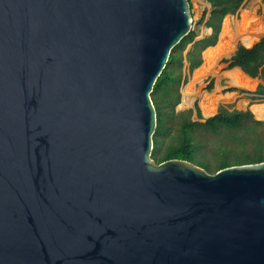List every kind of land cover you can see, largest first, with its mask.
Here are the masks:
<instances>
[{"label":"water","instance_id":"obj_1","mask_svg":"<svg viewBox=\"0 0 264 264\" xmlns=\"http://www.w3.org/2000/svg\"><path fill=\"white\" fill-rule=\"evenodd\" d=\"M193 28L190 0H0V264H264V160L153 156Z\"/></svg>","mask_w":264,"mask_h":264},{"label":"trees","instance_id":"obj_2","mask_svg":"<svg viewBox=\"0 0 264 264\" xmlns=\"http://www.w3.org/2000/svg\"><path fill=\"white\" fill-rule=\"evenodd\" d=\"M207 1L211 3L210 13L207 14L209 9H206L201 20L206 21L211 31L197 38L199 33L193 28L172 50L167 66L154 86L153 99L157 108L158 125L154 134L153 156L159 162L170 158L187 159L211 171L212 165L203 159L204 152H201L202 145L198 141L197 128L205 127L213 132H220L227 128L249 129L254 128L255 125L247 123L248 117L254 118L251 109L230 110L227 106L220 105L215 114L204 117L198 102H195V108L176 110L181 101V83L186 82L189 74L202 65L203 52L219 41L224 18L228 14L237 13L245 2V0ZM190 2L193 7L192 0ZM223 60L229 62L230 67L239 66L251 77L264 80V35L251 46L239 43L234 53ZM227 90H236V88L230 87ZM255 92L264 95V84H259ZM195 110L198 117L204 118V121L193 119ZM175 117L179 119L173 123ZM255 121L264 124L263 120L255 119ZM236 136L237 134L231 135L232 139ZM217 156L214 171L232 164L264 160V153L259 148L247 152L242 149L232 150L229 145L227 148L220 147Z\"/></svg>","mask_w":264,"mask_h":264},{"label":"rangeland","instance_id":"obj_3","mask_svg":"<svg viewBox=\"0 0 264 264\" xmlns=\"http://www.w3.org/2000/svg\"><path fill=\"white\" fill-rule=\"evenodd\" d=\"M192 5L194 28L199 33L197 38H200L210 32L209 27L206 25V21L201 19L206 9H209L207 14L210 13L211 5L207 0H192ZM227 20L231 22L228 26L229 29L225 37L226 39L222 40L221 34ZM222 31L217 44L208 47L203 52L204 61L202 65L189 74L186 82L183 81L181 83V101L177 105L176 110L181 111L195 108V102H198L203 116L208 117L215 114L220 105H225L230 110L251 109L255 119L264 121V118L258 117L253 110L254 104L264 103V95H259L255 92L259 84H264V80L258 77H251L250 75L249 78L242 76L245 78V80L242 78L243 82L245 81L244 84L235 85L230 81V72L235 69L236 66L230 67V63L223 60L224 58H229L234 53L239 43L251 46L264 35V0H245L244 5L237 13L228 14L224 18ZM207 51L211 55L210 60H206L205 55ZM203 65L207 69L205 72L200 70ZM211 84L212 87L209 88ZM188 86L191 87L192 92L190 94L193 93V98L187 105H181L183 102L184 89L186 90ZM230 87H234L236 90H227ZM205 91L207 93H205ZM208 93L209 95L213 93L216 95L219 94L221 97L216 110L210 115L205 114L202 106V97L208 95ZM254 118H247V123L249 125H255L254 128L249 129L227 128L222 129L220 132H213L205 127L197 128L198 141L202 145L201 152H204L203 159L210 162L213 169L211 170L212 172L215 170V161L216 157H218L217 152L220 147L227 148L229 145L232 150L242 149L247 152H253L259 148L264 153V124L257 123ZM178 119L179 118L175 117L172 122L176 123ZM193 119L205 120L204 118L201 119L198 117L196 110L194 111ZM232 134H237L236 138L232 139Z\"/></svg>","mask_w":264,"mask_h":264},{"label":"bare ground","instance_id":"obj_4","mask_svg":"<svg viewBox=\"0 0 264 264\" xmlns=\"http://www.w3.org/2000/svg\"><path fill=\"white\" fill-rule=\"evenodd\" d=\"M245 12V11H244ZM230 22L229 20L226 21L224 27H223V31H222V34H221V38L222 40H225L226 36H227V33H228V26L230 25ZM256 22V21H255ZM234 23V22H233ZM253 24V23H252ZM258 24V23H257ZM254 25V24H253ZM253 27V26H252ZM231 28V27H230ZM263 30V29H262ZM232 32V31H231ZM230 32V33H231ZM238 32V31H237ZM241 33V32H240ZM232 35V34H231ZM228 38V37H227ZM220 47V46H219ZM225 49V48H224ZM217 53V52H216ZM214 54V53H213ZM206 56V60H210L211 59V55L208 53L207 51V54L205 55ZM210 62V61H209ZM205 65V64H204ZM204 65L201 67L200 70H202L203 72H205L207 69L206 67H204ZM228 75V74H227ZM229 76V75H228ZM245 78L248 77L249 78V75L247 73H245L239 66H236L235 69H233L231 72H230V77H231V80L233 84L235 85H241V84H244L243 82V79L244 77ZM229 77V78H230ZM244 78V80H245ZM247 80V79H246ZM250 81V80H249ZM246 85V83H245ZM218 87V86H217ZM191 87L188 86L186 88V90L184 89V95H183V102L181 105H187L188 103L191 102L192 100V97L190 95L191 93ZM205 93H207L205 91ZM202 106L204 108V111H205V114L206 115H210L211 113H213L215 110H216V107H217V104L218 102L220 101L221 97L216 94H212V95H206L204 97H202ZM253 110L255 112V114L260 117V118H264V103H256L253 105Z\"/></svg>","mask_w":264,"mask_h":264},{"label":"crops","instance_id":"obj_5","mask_svg":"<svg viewBox=\"0 0 264 264\" xmlns=\"http://www.w3.org/2000/svg\"><path fill=\"white\" fill-rule=\"evenodd\" d=\"M191 95V97H192V95H193V93L192 94H190ZM193 98V97H192Z\"/></svg>","mask_w":264,"mask_h":264}]
</instances>
